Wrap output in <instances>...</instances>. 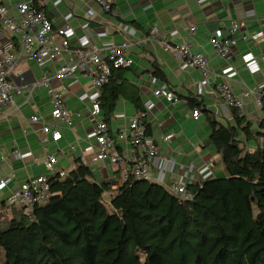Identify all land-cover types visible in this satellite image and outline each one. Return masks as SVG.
Instances as JSON below:
<instances>
[{
    "label": "crops",
    "instance_id": "crops-1",
    "mask_svg": "<svg viewBox=\"0 0 264 264\" xmlns=\"http://www.w3.org/2000/svg\"><path fill=\"white\" fill-rule=\"evenodd\" d=\"M21 1L27 0H0V4L13 8L9 15L17 16L14 7ZM34 3L56 26L69 28L70 46L62 60L39 67L23 52L19 37L0 25V43H10L16 57L11 79L23 90L15 97V106L0 119V206H6L9 194L27 178L48 174L44 165L47 154L55 156L57 170L67 173L76 169L77 159L83 163L85 157L95 183H109L114 192L123 186L120 170L124 164L114 167L98 161L93 150L94 129L98 121L104 120V113L101 109L100 116L94 118L92 104L100 98L102 89L93 87L81 73L70 78L56 77L58 67L63 62L73 64L79 50L97 47L106 56L110 46L129 41L125 54L133 64L115 74L125 95L107 123L112 131L126 129L129 119L139 113L131 101L135 92L143 111L148 104H154L146 116L147 134L159 145L166 160L161 163L160 158H153L151 169L156 183L166 189L180 180L187 186H198L225 173L222 157L210 139L209 116L236 127L240 116L254 130L260 129L264 105L259 108L254 101H247L245 110L235 114L225 105L217 85L226 82L235 93L264 87V0H116L110 12L103 11L93 0ZM234 22L239 28L232 35ZM191 27H195L194 33ZM211 35L218 39L233 36L237 40L230 61L217 54ZM184 43H190L194 52L208 58L211 75L207 81L199 70L186 66L172 52L176 45ZM46 74L63 97L72 116V127L52 118L51 99L43 86L31 95L27 91ZM163 83L176 95V103L154 96ZM196 110L201 112L197 119L193 117ZM33 116L57 125L63 138L53 142L48 136L47 141H40L43 125L32 122ZM169 135L173 137L167 140ZM237 140L245 153L255 152L263 144L262 140L247 139L242 132ZM72 146L75 150H71ZM119 149L128 163L133 153L131 146L121 143ZM17 154L32 157L21 159ZM114 192L104 193L103 197Z\"/></svg>",
    "mask_w": 264,
    "mask_h": 264
},
{
    "label": "trees",
    "instance_id": "trees-1",
    "mask_svg": "<svg viewBox=\"0 0 264 264\" xmlns=\"http://www.w3.org/2000/svg\"><path fill=\"white\" fill-rule=\"evenodd\" d=\"M120 70L102 87L105 122L125 95ZM131 101L143 111L137 92ZM237 121L226 126L209 116L225 175L188 186L191 201L147 181L114 192L77 159L76 169L52 180L55 196L33 219L12 210L0 224V264H264V120L259 130ZM240 132L263 145L244 153ZM112 192L107 207L103 195Z\"/></svg>",
    "mask_w": 264,
    "mask_h": 264
},
{
    "label": "built area",
    "instance_id": "built-area-1",
    "mask_svg": "<svg viewBox=\"0 0 264 264\" xmlns=\"http://www.w3.org/2000/svg\"><path fill=\"white\" fill-rule=\"evenodd\" d=\"M42 1L47 3L48 0ZM93 1L105 12H110L116 2V0ZM14 8L17 16L9 15L13 8L0 4V25L10 34L19 37L22 50L28 58L34 60L39 67L54 60H62L64 53L70 46L67 37L69 28L67 26H56L55 22L43 10L36 7L34 0L21 1ZM238 28L239 24L234 22L231 27V34L236 33ZM190 31L194 33L195 27H191ZM152 32L154 33L155 30ZM210 42L221 58L227 61L231 60L237 45V40L233 36L218 39L215 35H211ZM164 43L167 44V41ZM128 46L129 41H125L121 45H112L107 49L108 54L106 56H103V51L97 47L79 50L76 52V59L73 64L63 62L58 67L56 77L70 78L75 76L76 73H81L90 79L93 87L101 90L103 86L110 82L113 71L129 68L133 64V60L125 54ZM172 52L186 66L199 70L205 81L210 78L211 70L208 58L202 53L194 52L190 43L176 45ZM15 64L16 57L11 44L8 42L0 43V119L6 116L8 109L15 106V97L23 92L11 79ZM51 82L52 78L46 74L41 81L34 82L29 86L27 91L31 95L38 87L43 86L51 99L52 118L67 127H72V116L63 102L62 95L52 87ZM217 91L225 105L231 109L245 110L247 101H254L259 108L263 107L264 87L245 88L239 93H235L228 83L223 82L217 85ZM154 96L165 98L172 103L178 101L176 95L165 83L155 90ZM153 109L154 104H148L145 111L139 112L129 119L126 129L112 131L104 120L98 121L94 129L95 144L93 150L96 160L107 162L114 167L124 164V167L120 170L123 185L135 181L156 183L152 174L151 160L156 157L160 158L161 163L166 160L160 154L159 145L147 134L146 116L147 112ZM100 113L101 106L97 98L92 104V116L94 118L98 117ZM200 115L201 112L198 110L193 112L195 119ZM31 120L35 123L42 122L40 141H47L48 136L53 142H58L63 138L57 125L44 121L39 116H33ZM172 137V135H169L166 139L170 140ZM121 143L128 144L132 148L133 153L128 163L119 149ZM71 150H75V147L72 146ZM17 156L26 159L32 157V154H17ZM83 163H88L85 157ZM44 165L48 174L27 178L17 190L9 194L6 206H0V224L10 217L12 210L22 212L33 219L35 210L48 204L55 196L52 192V180L58 176L61 179L65 178L67 172L57 170L56 158L52 154H47ZM167 190L182 201L194 199L193 192L189 190L183 180L174 182L171 188Z\"/></svg>",
    "mask_w": 264,
    "mask_h": 264
},
{
    "label": "rangeland",
    "instance_id": "rangeland-1",
    "mask_svg": "<svg viewBox=\"0 0 264 264\" xmlns=\"http://www.w3.org/2000/svg\"><path fill=\"white\" fill-rule=\"evenodd\" d=\"M223 175H225V173ZM110 196H111L110 194H106V196L103 197V200H104L105 204L107 205V207L109 206L108 204L110 202V198H108V197H110ZM140 256H141V259L144 261L145 260V256L143 254H140Z\"/></svg>",
    "mask_w": 264,
    "mask_h": 264
}]
</instances>
